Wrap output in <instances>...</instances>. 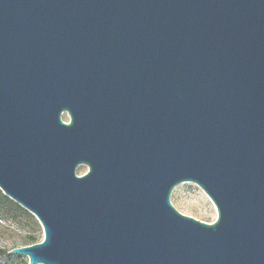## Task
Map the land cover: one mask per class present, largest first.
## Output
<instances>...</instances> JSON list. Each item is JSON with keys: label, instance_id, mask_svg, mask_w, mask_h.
Wrapping results in <instances>:
<instances>
[{"label": "water", "instance_id": "water-1", "mask_svg": "<svg viewBox=\"0 0 264 264\" xmlns=\"http://www.w3.org/2000/svg\"><path fill=\"white\" fill-rule=\"evenodd\" d=\"M0 190L28 264H264V0H0Z\"/></svg>", "mask_w": 264, "mask_h": 264}, {"label": "rangeland", "instance_id": "rangeland-1", "mask_svg": "<svg viewBox=\"0 0 264 264\" xmlns=\"http://www.w3.org/2000/svg\"><path fill=\"white\" fill-rule=\"evenodd\" d=\"M62 119L67 121V115L63 114ZM86 170L87 167L81 165L77 168L76 174L81 175ZM170 201L180 213L186 216L208 223L213 222L216 218V209L213 203L194 183L184 182L175 186L171 192ZM28 235H33L41 241L43 232L40 224L33 226L21 217L16 219L9 217L0 221V264H23L24 262L28 264L26 256L9 253L14 247L24 246Z\"/></svg>", "mask_w": 264, "mask_h": 264}, {"label": "trees", "instance_id": "trees-1", "mask_svg": "<svg viewBox=\"0 0 264 264\" xmlns=\"http://www.w3.org/2000/svg\"><path fill=\"white\" fill-rule=\"evenodd\" d=\"M9 217L12 219L21 217L29 221L33 226L38 225L37 220L31 213H29L16 202L4 195L0 190V221L5 220ZM26 238V242L23 245H30L39 242V240H37L33 235H28V237ZM23 264H27V262H24Z\"/></svg>", "mask_w": 264, "mask_h": 264}]
</instances>
